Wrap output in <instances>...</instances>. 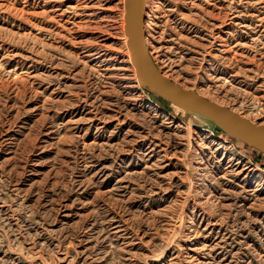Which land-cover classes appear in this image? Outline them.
<instances>
[{
    "label": "rangeland",
    "instance_id": "rangeland-1",
    "mask_svg": "<svg viewBox=\"0 0 264 264\" xmlns=\"http://www.w3.org/2000/svg\"><path fill=\"white\" fill-rule=\"evenodd\" d=\"M126 12L0 0V264H264V152L143 84ZM145 32L264 126V0H147Z\"/></svg>",
    "mask_w": 264,
    "mask_h": 264
},
{
    "label": "water",
    "instance_id": "water-1",
    "mask_svg": "<svg viewBox=\"0 0 264 264\" xmlns=\"http://www.w3.org/2000/svg\"><path fill=\"white\" fill-rule=\"evenodd\" d=\"M147 0H127L126 23L132 49V61L140 80L153 92L179 105L211 118L230 134L264 152V126L232 109L213 102L199 93L185 89L154 64L146 44Z\"/></svg>",
    "mask_w": 264,
    "mask_h": 264
},
{
    "label": "bare ground",
    "instance_id": "bare-ground-1",
    "mask_svg": "<svg viewBox=\"0 0 264 264\" xmlns=\"http://www.w3.org/2000/svg\"><path fill=\"white\" fill-rule=\"evenodd\" d=\"M147 4V3H146ZM153 60V59H152ZM154 62V61H153ZM154 64H155V62H154ZM156 65V64H155ZM159 69V68H158ZM164 74H165V72L164 71H162ZM166 75V74H165ZM167 76V75H166ZM168 77V76H167ZM170 78V77H169ZM234 111V110H233ZM235 112V111H234ZM241 115V114H240ZM243 116V115H242ZM212 128H213V130H217L218 129V127H216L215 125H213L212 126Z\"/></svg>",
    "mask_w": 264,
    "mask_h": 264
}]
</instances>
